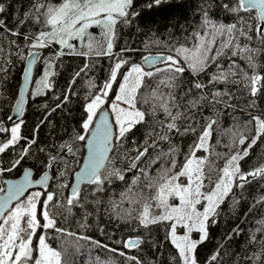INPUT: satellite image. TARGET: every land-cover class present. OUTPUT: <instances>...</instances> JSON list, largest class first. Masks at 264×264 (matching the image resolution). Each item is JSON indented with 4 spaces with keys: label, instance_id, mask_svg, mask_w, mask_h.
Segmentation results:
<instances>
[{
    "label": "snow or ice",
    "instance_id": "1",
    "mask_svg": "<svg viewBox=\"0 0 264 264\" xmlns=\"http://www.w3.org/2000/svg\"><path fill=\"white\" fill-rule=\"evenodd\" d=\"M173 2L145 0L137 9L134 0H32L24 18L18 19L14 27H9L4 19H0V73L5 76L7 69L4 65H14L12 56L20 55V45L17 39L11 37L23 36L26 46L31 49L58 45L59 50L52 53V58L65 54L118 57L111 67L108 80L98 92L90 91L86 97L79 125L82 131L74 129L70 137L73 143L64 142L59 146L61 153L66 149L73 157L79 151L74 142H85L87 147V156L76 173V182L71 185L70 193L57 199L54 192L36 191L21 199L33 183L47 188L50 179L48 172L33 181L31 172L26 170L21 180L8 182L7 192L0 197V214H3L0 222V264H67L64 257L68 253V241H65L63 251L58 250L48 243L46 235H39L38 240H34L38 229H54L63 236L73 237L77 251L82 247L79 242L83 240L118 254L131 264H144L137 256H128L126 252L89 236L68 232L58 226L57 219L67 218L73 208H84V220L87 222L92 212L87 211L86 205L91 204L95 211H99L102 200L98 194L106 191V184H110L113 178L127 184L125 173L132 169H139V172L134 174L121 198L128 199L139 208L138 211L130 209L127 215L137 222L138 228L150 230L152 225H166L165 240L176 250L171 256L175 264H202L198 260V246L212 239L210 228L216 223L218 209L226 198L230 197L231 207L234 208L240 202L238 195L243 197L246 186H252L253 181L264 191V183H260L264 181V155L262 162L251 170H242L240 163L250 155L251 149L258 146V142L264 152V0H200L197 8L200 20L194 26L191 23L180 25L183 38L175 36L171 27L165 39L150 29L151 34L146 36L144 49L163 46L167 55H144L139 63L130 58L124 59L125 53L139 49L129 46L127 40L124 46L119 45L121 29L135 24L137 31H143L140 24L145 9L152 11L170 6ZM4 12L5 5L0 3V13ZM26 22L35 26V32L31 29L28 33L21 32ZM93 27L101 30L99 37L89 31ZM189 27L192 28L191 33L188 32ZM73 41L83 44L86 51L77 50ZM114 47H119V52L113 53ZM63 49L68 52L65 53ZM37 55L35 52L28 53L29 57ZM33 62L31 59L28 62L25 79L31 73ZM89 66L86 63L76 71L72 82ZM125 66L126 70H122ZM118 73L122 78H118ZM51 75L53 73L46 70L42 80L37 83L42 84L43 89L51 88L48 79ZM114 83L118 84V88L115 89L114 99H111L109 92L113 90ZM88 84L90 89L95 87L92 81ZM71 87L70 84L69 89ZM32 94L42 95L43 92L38 88ZM71 95L75 93L66 92L62 98L57 97L59 102L56 108L65 107ZM108 99H111L114 124L109 122V112L102 110ZM238 99L243 101L249 112L245 128L253 134L249 137L232 128L225 130L232 133V141L226 145L230 155L218 153L209 143L218 127L217 117L222 110L238 107ZM23 105L21 92L15 108L17 114H23ZM206 109L211 111V115H204ZM12 119L8 117V120ZM23 123V120L14 123L10 136L0 139V154L11 151L21 140L27 144L21 146L18 158L8 161V167L0 166V173L16 168L31 151V145L36 143L34 137L22 135ZM43 123V120L40 121L37 129ZM140 125L147 126L144 141L138 143L133 140L131 152L135 155L130 156L129 150L125 149L127 167H117L119 158L110 153L122 147L133 129ZM4 131L6 129L0 126V132ZM189 134L196 135V139L189 145L183 162H178L180 150L173 143V136ZM249 140L247 147L241 151L240 146ZM162 142H167L168 151L161 148L155 158H151L149 149L155 150ZM201 151L207 155L198 156L197 153ZM146 156L149 157L146 167L162 159L171 163L161 167L155 176H150L145 169L139 168ZM213 157L223 158L224 166L217 167ZM58 160L65 164L66 171L69 162L63 155L51 156L49 166ZM4 163L3 156H0V165ZM65 171H59L61 178ZM141 177L146 183L135 191L134 188L141 184ZM85 185L86 188L83 187ZM68 187L61 179L59 188ZM144 189L148 190L147 193ZM235 189L240 192L237 193ZM3 191L0 188V192ZM42 196L44 199H41ZM13 200L17 202L8 208ZM258 206L264 207V195L256 200L249 211ZM132 211H137V214L132 216ZM256 223L258 227L250 232L249 243L259 244V248L245 259L251 264H264V217ZM180 229H183L182 234ZM240 231L237 226L227 238L231 239L232 234L238 235ZM257 233L261 235L258 237ZM146 242L147 239L140 235L116 241L127 250L141 249ZM152 246L162 245L153 241ZM223 248L224 245L219 244L207 258V264H223L227 255V250L221 254ZM90 264H114V261L111 258L104 261L97 256L94 261L90 260Z\"/></svg>",
    "mask_w": 264,
    "mask_h": 264
},
{
    "label": "trees",
    "instance_id": "2",
    "mask_svg": "<svg viewBox=\"0 0 264 264\" xmlns=\"http://www.w3.org/2000/svg\"><path fill=\"white\" fill-rule=\"evenodd\" d=\"M137 9L145 3V0H134ZM0 3L5 5V12L0 13V19H4L9 27H14L17 24L18 19L24 18V13L31 7L32 0H0ZM200 0H174L169 6L166 5L159 9L148 11L145 9L144 14L141 17V28L143 31H137L136 25L133 24L130 27L122 28L120 33L119 45L122 47L125 45V41L129 46L139 49L131 53H125L124 59H131L137 63L140 62L141 57L150 52L166 51L163 46H153L150 49H144V41L147 35H150L151 31H155L160 35L161 39L167 38L168 29L171 27L175 36L183 38V33L180 29V25H186L191 23L193 26L199 22L200 16L197 11ZM218 11V10H217ZM214 16L216 12L213 13ZM218 18V17H217ZM147 25V26H146ZM35 32V26L26 22L21 27V32L28 33L29 30ZM2 31V30H0ZM93 35L99 37L100 32L97 27L90 29ZM192 28H188V32L191 33ZM17 39L20 45V55L12 56L15 60L14 65H4L7 69V75L0 73V124L8 125L7 119L11 114L13 104L17 98L21 74L24 68V61L29 52H39V62L35 67L31 88L29 90L27 100L24 106L23 114L20 120L24 123L21 125V133L25 137L35 138L36 143L31 145V151L25 159L21 160L19 167H28L32 170L35 176H39L45 171H49L50 179L48 181V187L42 190L43 192L51 191L57 194V199H62L63 196L69 194V188L74 173L76 172L83 154L84 147L83 142H74L79 148V151L75 157L68 154L66 149L63 153L60 152L59 146L61 143L69 142L70 137L73 135V130L82 131L79 127L84 114L83 105L86 103V97L89 92L96 93L108 80L111 67L116 62V57L113 55L111 58L108 56L91 57L79 56L76 54H65L55 58H52V53L59 50L58 45H53L50 48L45 49H31L26 46L23 36L11 37ZM77 50H85L84 47H79V41H73ZM65 53L67 49H63ZM119 52V47L113 48V53ZM22 57V58H21ZM86 63H89V68L81 73L76 78L75 82H72V77L76 71L83 68ZM51 65V67H49ZM127 66L124 69L126 70ZM51 71L53 75L49 76V82L52 87L49 89H43L42 84H38L37 81L42 80L45 71ZM213 69H210L212 71ZM118 78H122L119 76ZM92 81L95 87H89L88 82ZM72 85L69 89V85ZM41 89L42 95H33L37 89ZM118 88V84H113V90L109 92L111 99L115 96V89ZM66 92H74L75 95H71L70 100L65 107L56 108L57 97H63ZM238 107L235 109L222 110L218 115V127L213 133L209 143L215 148V151L221 154L230 155L226 145H229L232 141V133L225 130L232 128L234 131L243 132L246 136H251L248 129L245 128V122L249 119V112L245 108L242 100H237ZM107 106V101L102 107ZM219 107V106H218ZM56 109L55 111H52ZM204 115H211L210 110H205ZM162 118V117H161ZM44 121L37 129V124L40 121ZM151 123V118H149ZM249 128L251 126L249 125ZM147 126H137L129 134V139L125 141L122 147L118 148L115 152L110 153L111 156L118 157L119 162L117 167H127V160L124 158V150L128 149L130 156H134L135 153L131 152L134 147L132 141L135 140L138 143H142L145 138ZM199 131V129H198ZM87 133H85L86 135ZM2 139L7 136V132L1 133ZM196 139V135L189 134L184 137L173 136V143L179 148V155L177 156L178 162H183L184 154L189 151V145ZM220 143L217 144L216 141ZM247 141L243 146H240V150L247 147ZM21 146H26V142L21 140L17 145L13 146L11 151L6 150V154H0L3 156L5 163L0 165L2 167L8 166V161L18 158ZM43 148L44 151H39ZM167 152L169 145L167 142H162L160 147L155 150L149 149L151 158H155L156 153L160 149ZM235 151V149H233ZM63 155L64 159L69 163L67 170L65 171V164L58 160L55 163H51L49 166V158L51 156ZM198 156L207 155L204 152H198ZM264 155L262 148L255 146L250 150V155L242 160V170H251L255 165L262 162L261 157ZM144 162L140 163L139 168L145 169L150 176H155L157 171L161 167L170 165L171 161L165 160L158 161L151 167H146L149 163V157L143 158ZM217 167L222 168L225 160L223 158H216ZM59 171H65L63 178L59 176ZM139 169H132L125 173L127 184L124 181L113 178L110 184H106V191L99 193V198L102 200L99 211H95L94 206L86 205L87 211L92 212V215L88 217L87 222L84 220V208H73L71 214H67V218L57 217L58 226L67 230L68 232L77 233L78 235L89 236L93 240L100 241L103 244L109 245V247L117 248L120 251L126 252L128 256H137L144 261V264H175L171 260V256L175 254L176 250L168 240H165L166 225H152L150 230L137 227V222L128 217L127 213L130 209H136L138 211L139 206L133 205L128 199H122L121 193L126 190L128 185L131 184L134 174H138ZM215 179V177H213ZM69 185L68 188L60 189L59 184L61 182ZM146 183L144 178L141 177V184L137 185L134 190L139 191L143 184ZM260 183H264L261 181ZM83 187H87L86 185ZM147 193V189H144ZM237 193L239 189H235ZM264 195V191H261L259 184L256 181L252 182V186H246L244 190V196L238 195L240 200L234 208L231 207V199L226 198L225 202L220 205L218 209L219 215L215 217L216 223L210 228V234L212 239L206 241L204 244L198 246L197 255L198 260L202 264H207V258L216 250L219 244H223L224 248L221 249V254L227 250V255L224 256L223 264H251L250 261L245 258L257 251L259 244L249 243V235L252 230L258 227L256 221L264 217V207L258 206L249 211L256 200ZM231 196V194H230ZM41 199H44L42 196ZM116 205L113 208V205ZM39 207V205H38ZM199 207V206H198ZM202 210V209H201ZM137 211H132V216L137 214ZM247 213V215H245ZM82 227V225H85ZM241 229L238 235L232 234V238L228 239V234L232 233V230L236 227ZM103 230V231H101ZM182 234L183 229L179 230ZM39 235H46L48 237V243L63 251L65 241H68V253L65 255L67 264H90V260L94 261L98 256L101 260L107 261L111 258L114 264H131L126 262L124 257L108 252L103 248H97L95 245L81 240L79 243L82 245L79 251L75 247V239L73 237L63 236L57 233L54 229L50 230H37V237L34 240H38ZM140 235L145 237L146 242L141 249L127 250L124 249L122 244H117L116 241H121L129 237H136ZM261 234L257 233L259 237ZM194 237H197L196 233H193ZM198 238V237H197ZM160 247H153L152 242Z\"/></svg>",
    "mask_w": 264,
    "mask_h": 264
},
{
    "label": "water",
    "instance_id": "3",
    "mask_svg": "<svg viewBox=\"0 0 264 264\" xmlns=\"http://www.w3.org/2000/svg\"><path fill=\"white\" fill-rule=\"evenodd\" d=\"M32 52H35V53H37L38 55H37V56H34V57H29V56L27 55L26 58H25V61H24V68H23V72H22V74H21V81H20V86H19L18 95H17V98H16V100H15V102H14V104H13L12 111H11V114H10V116H11L13 119H12L11 121L7 119V122H8L9 124H13L14 122L18 121V120L21 118L22 115L17 114L16 111H15L16 103H17V101H18V100L20 99V97H21V92H23V101H24V105H23V106H25V103H26V100H27V96H28L29 90H30V88H31V84H32V78H33L34 70H35V67L37 66V64H38V62H39V52H37V51H32ZM150 55H157V54H150ZM164 55H165V54H164ZM30 59L33 60L34 62H33L32 65H31V73H30V75L28 76L27 79H25L24 71H25V69L28 67V62H29ZM102 110H107V111L109 112V117H108L109 122H110V123H113L112 115H111L109 109H108L107 107H102ZM113 124H114V123H113ZM0 126H4V125H3V124H0ZM86 135H88V134H86ZM83 147H84V154H83L82 160H81V162H80V164H79V166H78V168H77L76 172L74 173L73 178H72V180H71V184H70V188H69V193H70V190H71V185L74 184V183L76 182V173L80 170V167L83 165L84 158L87 156V147L85 146V142H83ZM26 170H28V171L31 172V179H32V171H31L30 169H28V168L24 169V170L22 171L21 175H20L17 179L6 181V183H5V191H4L2 194H0V197H3V196L5 195V193L7 192V189H8V182H10V181H11V182H15V181H19V180H21L22 177L24 176V173H25ZM45 172H48V173H49L48 170L45 171ZM43 174H44V173H42L40 176H38V177H36V178H34V179H32V180L35 181V180L40 179V177H41ZM35 188H37V189H45V188L42 187L41 185H38V184L33 183L28 189L25 190V193L23 194V196H24V195H25L30 189H35ZM23 196H22V197H23ZM22 197H21V199H22ZM15 202H16V200H13V201L8 205V208H11L12 205H13ZM6 212H7V209H5V213H6ZM2 218H3V214H0V222L2 221Z\"/></svg>",
    "mask_w": 264,
    "mask_h": 264
},
{
    "label": "flooded vegetation",
    "instance_id": "4",
    "mask_svg": "<svg viewBox=\"0 0 264 264\" xmlns=\"http://www.w3.org/2000/svg\"><path fill=\"white\" fill-rule=\"evenodd\" d=\"M20 120V119H19ZM19 120L18 121H16V122H19ZM16 122H14V123H16ZM8 123V122H7ZM13 123V124H14ZM1 124H3V123H1ZM13 124H9L8 123V125L6 126V125H4L3 126V128L4 129H6V131H4V132H0V134L2 133H5V132H7V136H10V130H9V128L13 125ZM0 139H2V137L0 136ZM26 146H27V144H26ZM8 167V166H7ZM26 168H28V167H19V165H17L16 166V168H14V169H12V171L11 172H3V173H0V188H2V189H4V191H5V183H6V181H8V180H14V179H17L20 175H21V173H22V171L24 170V169H26ZM28 169H30V168H28ZM31 170V169H30ZM32 171V170H31ZM40 176V175H39ZM36 177H38V176H35L34 174H33V172H32V179H34V178H36ZM33 190H40L41 192H42V190H44V189H37V188H35V189H30L23 197H22V199L23 198H25L26 197V195L27 194H29L31 191H33ZM3 191V192H4ZM3 192H0V194H2ZM17 202V201H16ZM15 202V203H16ZM15 203L12 205V207L15 205ZM11 207V208H12ZM2 220H3V218H2Z\"/></svg>",
    "mask_w": 264,
    "mask_h": 264
},
{
    "label": "rangeland",
    "instance_id": "5",
    "mask_svg": "<svg viewBox=\"0 0 264 264\" xmlns=\"http://www.w3.org/2000/svg\"><path fill=\"white\" fill-rule=\"evenodd\" d=\"M89 31H90V29H89ZM98 31L99 32H101V30L98 28ZM91 32V31H90ZM92 34H93V32H91ZM78 45H79V47H84L83 46V44H81L80 42L78 43ZM160 53H163V54H165V55H167L168 53L167 52H165V51H155V52H150V53H147V55H149V54H160ZM162 66V65H161ZM114 99V98H113ZM107 101V108L109 109V111H110V113H111V109H110V103H111V99H108V100H106ZM112 115V114H111ZM112 120H113V123H114V116L112 115ZM12 127V126H11ZM10 127V128H11ZM10 128H9V130H10ZM224 166V165H223ZM36 191H40V190H33V191H31L29 194H31L32 192H36ZM41 192V191H40ZM29 194H27L26 195V197L25 198H23V199H26L27 198V196L29 195Z\"/></svg>",
    "mask_w": 264,
    "mask_h": 264
},
{
    "label": "bare ground",
    "instance_id": "6",
    "mask_svg": "<svg viewBox=\"0 0 264 264\" xmlns=\"http://www.w3.org/2000/svg\"><path fill=\"white\" fill-rule=\"evenodd\" d=\"M147 55V54H146Z\"/></svg>",
    "mask_w": 264,
    "mask_h": 264
}]
</instances>
